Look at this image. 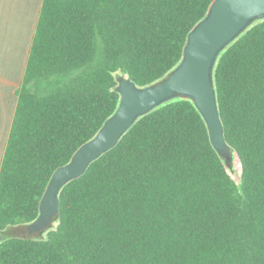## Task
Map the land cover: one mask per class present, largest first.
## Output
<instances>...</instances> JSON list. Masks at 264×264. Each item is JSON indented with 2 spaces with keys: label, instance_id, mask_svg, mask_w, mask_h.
Here are the masks:
<instances>
[{
  "label": "trees",
  "instance_id": "1",
  "mask_svg": "<svg viewBox=\"0 0 264 264\" xmlns=\"http://www.w3.org/2000/svg\"><path fill=\"white\" fill-rule=\"evenodd\" d=\"M213 0H42L0 163V264H264V20L213 69L236 183L190 100L140 117L26 235L53 172L117 110L116 76L162 81Z\"/></svg>",
  "mask_w": 264,
  "mask_h": 264
},
{
  "label": "water",
  "instance_id": "2",
  "mask_svg": "<svg viewBox=\"0 0 264 264\" xmlns=\"http://www.w3.org/2000/svg\"><path fill=\"white\" fill-rule=\"evenodd\" d=\"M260 20H264V0H213L204 19L189 32L181 61L162 81L139 88L125 75L116 76L120 95L117 110L90 141L77 149L69 163L53 172L40 200L38 219L31 228L40 235L51 226L59 212L60 189L114 148L140 117L176 98L194 104L206 124L212 147L226 169L231 168L235 154L228 150L224 139L213 69L221 52Z\"/></svg>",
  "mask_w": 264,
  "mask_h": 264
},
{
  "label": "crops",
  "instance_id": "3",
  "mask_svg": "<svg viewBox=\"0 0 264 264\" xmlns=\"http://www.w3.org/2000/svg\"><path fill=\"white\" fill-rule=\"evenodd\" d=\"M41 4L42 0H0V163ZM25 233L38 234L31 226Z\"/></svg>",
  "mask_w": 264,
  "mask_h": 264
},
{
  "label": "rangeland",
  "instance_id": "4",
  "mask_svg": "<svg viewBox=\"0 0 264 264\" xmlns=\"http://www.w3.org/2000/svg\"><path fill=\"white\" fill-rule=\"evenodd\" d=\"M228 172L230 173L233 180L238 183L240 180V166L239 161L236 157V155L233 156V163L231 168H227ZM57 226V221H54L51 226L45 228L42 233L40 234V239H45L47 237V233L51 230H54Z\"/></svg>",
  "mask_w": 264,
  "mask_h": 264
}]
</instances>
